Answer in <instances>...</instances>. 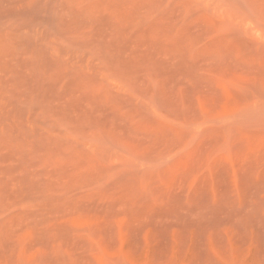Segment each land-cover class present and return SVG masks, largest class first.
Wrapping results in <instances>:
<instances>
[{"label": "rangeland", "instance_id": "rangeland-1", "mask_svg": "<svg viewBox=\"0 0 264 264\" xmlns=\"http://www.w3.org/2000/svg\"><path fill=\"white\" fill-rule=\"evenodd\" d=\"M0 264H264V0H0Z\"/></svg>", "mask_w": 264, "mask_h": 264}]
</instances>
